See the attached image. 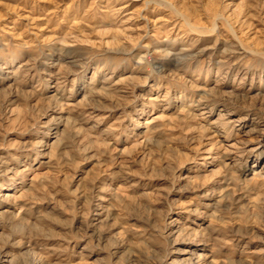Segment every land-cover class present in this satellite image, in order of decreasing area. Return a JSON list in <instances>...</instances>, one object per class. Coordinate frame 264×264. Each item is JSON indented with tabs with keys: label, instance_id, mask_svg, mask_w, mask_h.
Returning <instances> with one entry per match:
<instances>
[{
	"label": "rangeland",
	"instance_id": "374dc122",
	"mask_svg": "<svg viewBox=\"0 0 264 264\" xmlns=\"http://www.w3.org/2000/svg\"><path fill=\"white\" fill-rule=\"evenodd\" d=\"M5 193L0 260L264 264V0H0Z\"/></svg>",
	"mask_w": 264,
	"mask_h": 264
},
{
	"label": "bare ground",
	"instance_id": "6f19581e",
	"mask_svg": "<svg viewBox=\"0 0 264 264\" xmlns=\"http://www.w3.org/2000/svg\"><path fill=\"white\" fill-rule=\"evenodd\" d=\"M167 66V65H166ZM164 65L163 66H159L158 68L160 69V70H163L164 69ZM107 80L108 79H106V80H103L102 82L103 83H105V82H107ZM112 86H113V88L116 90V89H118V83H114V84H112ZM122 92H124V91H122ZM199 103V105L198 106H203L204 105V108L203 109H206L207 108V104H205V103H203V101H199L198 102ZM165 110H166V108H165ZM203 111V110H202ZM204 113L205 112H203V115H204ZM207 114V113H206ZM228 116H230V113H226V114H223V115H220L215 121H214V123H221V124H227V123H231V122H234L235 120H230L229 118L230 117H228ZM257 131V129H255V128H252V129H249L247 132H246V136H250V135H252V134H254L255 132ZM229 147H231V148H235L233 145H230ZM238 152V151H237ZM237 152H234V151H229L228 152V156H229V158L232 156V155H234V154H236ZM240 152V151H239ZM11 198H13V195L12 194H10V193H5V194H3V195H0V215H1V211H2V209H4V208H6V207H8V206H10V203H9V201H10V199ZM97 210V209H96ZM93 215V214H92ZM96 217H97V221H99V220H101L102 219V212H97L96 213ZM95 222V221H94ZM4 248V247H3ZM7 250V249H6ZM2 251V250H1ZM1 253V252H0ZM190 255H192V252L191 251H189V250H186V251H182V253H181V255H180V260H186L188 257H190ZM1 256V255H0ZM6 258H9V257H7L8 255H4ZM0 262L2 263V264H17L16 262H14V261H12V260H7V259H4V260H0ZM38 262L36 261V260H31V261H29V262H25V263H23V264H37Z\"/></svg>",
	"mask_w": 264,
	"mask_h": 264
}]
</instances>
